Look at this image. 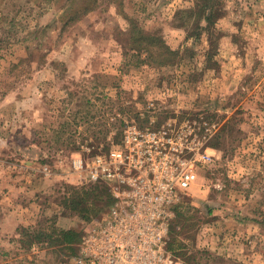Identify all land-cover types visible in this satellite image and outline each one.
Segmentation results:
<instances>
[{"label":"rangeland","instance_id":"obj_1","mask_svg":"<svg viewBox=\"0 0 264 264\" xmlns=\"http://www.w3.org/2000/svg\"><path fill=\"white\" fill-rule=\"evenodd\" d=\"M202 1L0 0V153L40 170L33 228L89 223L65 205L82 180L73 159L121 146L128 125L191 121L213 157L180 191L166 250L174 240L195 264H264V0H208L221 11L214 26L201 20L212 38L190 25ZM129 19L179 63L130 51ZM13 254L12 264L75 260L37 245Z\"/></svg>","mask_w":264,"mask_h":264},{"label":"built area","instance_id":"obj_2","mask_svg":"<svg viewBox=\"0 0 264 264\" xmlns=\"http://www.w3.org/2000/svg\"><path fill=\"white\" fill-rule=\"evenodd\" d=\"M210 150L197 122L171 120L155 130L128 125L121 146L73 159L74 175L105 184L113 198L83 230L74 264H190L166 245L180 191L197 183Z\"/></svg>","mask_w":264,"mask_h":264},{"label":"trees","instance_id":"obj_3","mask_svg":"<svg viewBox=\"0 0 264 264\" xmlns=\"http://www.w3.org/2000/svg\"><path fill=\"white\" fill-rule=\"evenodd\" d=\"M211 1H202L199 4L197 10L191 11V27L194 31H206L209 33V38L213 37L211 32L207 29L201 27V20L206 22L211 26H214L217 18L220 17L221 11L217 10V7L211 6ZM130 24L129 32V47L130 51H133L135 55L140 56L143 53L147 54L156 63L163 65L176 64L177 58L179 59V51H175L170 48L163 38L155 36H138L135 20L128 21ZM201 36V34H200ZM215 38V34H214ZM210 47L215 46V41H209ZM179 63V62H178ZM79 181V180H78ZM80 185L78 187H73V194L70 198L66 199L65 205L70 208L71 211L77 212L84 221H92L99 218L104 212L107 211L106 208L113 203L112 195L105 184H93L84 180H80ZM178 213V207H177ZM171 225L170 232L173 229ZM48 229H35V228H25L21 229V245L23 249L32 250L36 245L46 248H59L65 250V252H70L76 257L78 246L82 241L83 231L79 232L76 230H64L52 228V232H47ZM169 232V236H170ZM169 250L179 256V247L176 242L170 241ZM185 260L190 264H195L194 261L185 258Z\"/></svg>","mask_w":264,"mask_h":264},{"label":"crops","instance_id":"obj_4","mask_svg":"<svg viewBox=\"0 0 264 264\" xmlns=\"http://www.w3.org/2000/svg\"><path fill=\"white\" fill-rule=\"evenodd\" d=\"M0 149L3 151L4 147L0 145ZM38 171L34 162H14L0 153V264L15 261L13 253L22 246L21 229L33 228L37 223L40 204L34 196L42 190L34 177Z\"/></svg>","mask_w":264,"mask_h":264}]
</instances>
